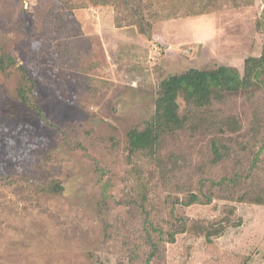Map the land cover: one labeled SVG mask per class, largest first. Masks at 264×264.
<instances>
[{
	"label": "rangeland",
	"instance_id": "374dc122",
	"mask_svg": "<svg viewBox=\"0 0 264 264\" xmlns=\"http://www.w3.org/2000/svg\"><path fill=\"white\" fill-rule=\"evenodd\" d=\"M111 1L0 0V178L12 179L0 187V264L127 263L146 216L139 194L150 192L155 213L177 191L171 183L188 177L195 187L203 170L225 175L239 164L246 187L264 189V86L216 107L241 126L222 139L229 155L218 165L210 168L212 136L202 131L165 136L164 170L141 162L140 182L126 161L129 132L145 128L164 80L220 66L244 74V61L263 54L264 0ZM21 66L43 118L18 95ZM228 205L239 226L211 243L181 234L157 264H264V204L216 199L184 214L212 222Z\"/></svg>",
	"mask_w": 264,
	"mask_h": 264
},
{
	"label": "trees",
	"instance_id": "16d2710c",
	"mask_svg": "<svg viewBox=\"0 0 264 264\" xmlns=\"http://www.w3.org/2000/svg\"><path fill=\"white\" fill-rule=\"evenodd\" d=\"M111 0H100V5L111 4ZM11 62L15 61L11 59ZM7 69L4 59L0 58V72ZM23 85L18 90L21 101L34 109L40 118L44 117L36 97L35 79L24 66H21ZM244 74L234 66H220L214 70L202 71L190 69L185 73L174 75L164 80L160 85L156 109L143 130H132L128 135L126 161L130 173L142 181L141 162L162 168L166 157L161 153L162 139L177 132H206L211 137V167L218 165L229 155V148L222 143L228 133H236L241 126L236 117L227 115L223 110L216 109L223 105L229 95L241 91L250 95L264 86V52L259 57H249L244 61ZM185 103L182 110L180 101ZM264 150V144L260 152ZM258 152V153H260ZM258 153L255 154L257 161ZM242 167L237 166L234 171L225 175L206 176L203 170L202 179L194 187L193 180L186 177L182 182L171 183L167 198L159 207L148 209L150 192H141L137 202L144 208L141 229L136 242L129 247L128 262L124 259L118 264H157L161 261V249L165 243H175L181 234H195L204 236L209 243L214 238L222 236L230 227H236L241 221L236 220V207L228 205L225 216L212 222L191 220L184 213L188 207L194 205H211L216 199L231 202H250L264 204V189L246 187ZM207 169V166L206 168ZM162 170H164L162 168ZM247 175V174H246ZM163 181L166 182L168 174ZM190 177V176H189ZM17 178V177H16ZM23 181L22 178H18ZM11 178H0V187L12 184ZM30 186H36L40 191L62 193L60 183L50 186L34 185L33 180L25 179ZM166 185V184H164ZM175 196V197H174ZM155 203H158L156 200ZM164 209V213H163Z\"/></svg>",
	"mask_w": 264,
	"mask_h": 264
}]
</instances>
